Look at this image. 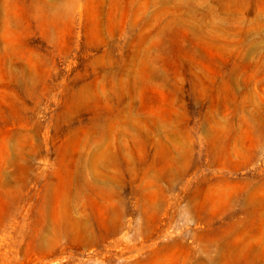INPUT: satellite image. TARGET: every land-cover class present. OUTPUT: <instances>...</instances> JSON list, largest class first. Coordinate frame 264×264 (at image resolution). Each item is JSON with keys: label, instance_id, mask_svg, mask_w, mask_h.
Listing matches in <instances>:
<instances>
[{"label": "rangeland", "instance_id": "1", "mask_svg": "<svg viewBox=\"0 0 264 264\" xmlns=\"http://www.w3.org/2000/svg\"><path fill=\"white\" fill-rule=\"evenodd\" d=\"M0 264H264V0H0Z\"/></svg>", "mask_w": 264, "mask_h": 264}]
</instances>
